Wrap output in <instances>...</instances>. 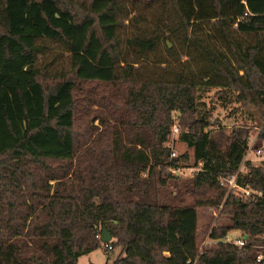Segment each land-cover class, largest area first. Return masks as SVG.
I'll list each match as a JSON object with an SVG mask.
<instances>
[{"label": "trees", "instance_id": "1", "mask_svg": "<svg viewBox=\"0 0 264 264\" xmlns=\"http://www.w3.org/2000/svg\"><path fill=\"white\" fill-rule=\"evenodd\" d=\"M213 91L264 119V0H0V264H78L103 228L120 248L113 264L264 254V157L244 159L247 128L211 120ZM78 97L102 127L84 149ZM173 115L191 163L170 159ZM242 163L228 190L219 177ZM189 167L185 180L170 171ZM201 189L226 219L202 251L198 205L184 202ZM230 230L242 246L224 241Z\"/></svg>", "mask_w": 264, "mask_h": 264}, {"label": "rangeland", "instance_id": "2", "mask_svg": "<svg viewBox=\"0 0 264 264\" xmlns=\"http://www.w3.org/2000/svg\"><path fill=\"white\" fill-rule=\"evenodd\" d=\"M97 93L109 98L111 96H116L117 91L113 87H103L99 88ZM221 101L222 100L218 99V96L215 95L214 91L209 93L208 97L205 98L206 108L212 110L211 120L220 122L223 126H225L227 133L231 129L239 126L247 128L249 133L248 144L252 145L253 151L246 152L247 154L245 155V158L252 160L253 162H257L259 159L264 157V142L258 141L257 138L261 126L264 125V119L261 118L259 109L250 105L243 107L235 102L223 106ZM113 102H115L114 99ZM77 106L79 111L77 113V120L75 123V132L77 133L79 142L82 144V149H84L88 145L87 138L89 137V134L93 131H101L102 127L99 125L98 120L93 121V113L86 112L85 104L79 97L77 98ZM95 108V106H92L89 110L95 112ZM172 119H174L172 123L179 127L180 132L186 130V127L177 115H173ZM171 126L172 124L170 125V128ZM95 136L96 133L92 134L90 140ZM166 145L170 147L171 151L175 152L176 156L186 154L188 156L189 163H191L193 154L192 150L179 141V135H173L170 129ZM257 149H261L260 154H256L255 151ZM176 175L179 176V180H185L191 177L187 168ZM171 190L172 194H174V189L172 187H170V191ZM235 190L236 191L233 193L235 195H239L243 192L239 189ZM211 195V192L207 189L196 190L184 195V202H195L198 205L197 236L200 251L212 248L218 243L217 240L210 238L211 230L215 226H220L221 224L226 223V219L223 217L224 214H220L221 207L217 208L205 204L206 200L209 199ZM227 235L230 236V238L242 239L241 232L237 230H230ZM109 246L110 247H105L102 243L98 249L80 257L78 264H113L114 260L120 257V248L111 247L110 244ZM257 254L256 259L251 262V264H258L259 259L260 261H263L262 264H264V254L261 252H257Z\"/></svg>", "mask_w": 264, "mask_h": 264}, {"label": "built area", "instance_id": "3", "mask_svg": "<svg viewBox=\"0 0 264 264\" xmlns=\"http://www.w3.org/2000/svg\"><path fill=\"white\" fill-rule=\"evenodd\" d=\"M170 130H171V133L173 135H179L180 134L179 127L176 124H174V123H172V126H171ZM250 151L251 152L253 151L252 145L248 144L246 152H250ZM255 152H256V154H260L261 153V149H257ZM246 154L247 153H245V155ZM174 157H176V154H175L174 151H171L170 152V159H172ZM244 159H246L245 156H244ZM185 169L186 168L170 169V171L173 174H177V173H181ZM187 170H188V173L190 174V176H192L194 171H196L197 169H195L193 167H189V168H187ZM244 170L245 169H244V166H243V163H242L240 165L238 171L235 174H231V175H229L227 177L220 176L219 177L220 184L224 185L228 190H231L233 188H238V186L236 184V178H237L238 174L244 172ZM242 191H243V193L245 195L249 194V191H247V190H242ZM224 241L225 242H229V243H233V244H235L237 246H242L244 244V239L243 238L242 239H234V238H230V236H228V235H226V237L224 238ZM103 244H104L105 247H110L108 242L107 243H103ZM258 261H260V259Z\"/></svg>", "mask_w": 264, "mask_h": 264}, {"label": "water", "instance_id": "4", "mask_svg": "<svg viewBox=\"0 0 264 264\" xmlns=\"http://www.w3.org/2000/svg\"><path fill=\"white\" fill-rule=\"evenodd\" d=\"M111 239H112L111 235L108 233V231L105 228H103L100 236V242L107 243L111 241Z\"/></svg>", "mask_w": 264, "mask_h": 264}]
</instances>
